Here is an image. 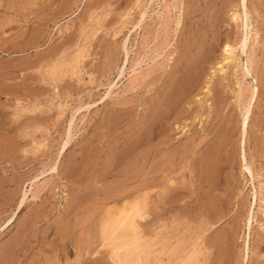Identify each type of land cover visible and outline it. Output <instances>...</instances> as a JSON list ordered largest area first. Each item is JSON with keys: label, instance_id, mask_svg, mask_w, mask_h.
Masks as SVG:
<instances>
[{"label": "rangeland", "instance_id": "1", "mask_svg": "<svg viewBox=\"0 0 264 264\" xmlns=\"http://www.w3.org/2000/svg\"><path fill=\"white\" fill-rule=\"evenodd\" d=\"M180 1L0 0V264H114L99 226L132 201L138 262L164 264L207 220L201 264H264V0H246L244 52L240 0ZM79 226V255H60Z\"/></svg>", "mask_w": 264, "mask_h": 264}, {"label": "bare ground", "instance_id": "2", "mask_svg": "<svg viewBox=\"0 0 264 264\" xmlns=\"http://www.w3.org/2000/svg\"><path fill=\"white\" fill-rule=\"evenodd\" d=\"M137 3L140 2V0H136ZM191 1V0H190ZM189 1V2H190ZM198 1V0H197ZM176 2V1H175ZM181 2V1H180ZM183 3H188V0H183ZM181 2V4H182ZM200 2V1H199ZM210 0H207L205 3H201L202 5H204L206 7V9L210 10V7L208 4ZM192 3L193 0H192ZM192 3H189L192 4ZM195 4V3H194ZM213 4V3H212ZM183 4L184 7H182L181 13L179 14L182 17V20L185 21L186 23H189L192 27H196L197 29L203 28V24L202 22L193 20L195 17L194 14L195 10L193 12H189V9L187 6H185ZM240 5L241 8L245 11L246 10V0H240ZM182 6V5H181ZM174 7V6H173ZM144 8H147L146 6ZM213 8V7H211ZM240 8V9H241ZM176 9V8H174ZM202 10V9H201ZM208 10V11H209ZM146 11V10H145ZM141 12L140 13V18L141 20L136 23V25H133V29H138L141 27L140 22L143 21L144 16L146 14V12ZM198 12V11H197ZM202 12V11H201ZM169 13V12H168ZM197 15V14H196ZM168 16H170V14H168ZM193 16V17H191ZM161 17V15H160ZM173 17V16H172ZM159 18V17H158ZM240 18H242L240 16ZM163 19V18H162ZM181 19V18H180ZM189 20H192V22H189ZM136 20V19H135ZM160 20V19H159ZM158 21V20H157ZM180 21V20H178ZM135 22V21H134ZM160 22V21H159ZM143 23V22H142ZM152 23H154L155 25V21H153ZM167 23L168 20L164 19V21H162V24L160 23L159 27L160 29L156 30L154 29V27L150 26V29L145 28L147 31L148 35H152L153 38H155V40H159L160 35H164L165 30L167 28ZM175 23V22H174ZM179 24V22H177ZM176 23V24H177ZM157 24V22H156ZM185 24V23H184ZM151 25V24H150ZM147 26V25H146ZM184 27V26H183ZM241 27L243 28V33H244V37L242 41L240 42V50H242L243 52L246 51L245 48L247 47V43L250 39V25L248 23V17H247V13L246 11L244 12V19L241 20ZM179 29V28H178ZM182 30V28L180 29ZM184 30V29H183ZM188 30V29H187ZM145 31V30H144ZM168 31V30H166ZM136 32V31H134ZM179 32V30H178ZM184 34V32H183ZM186 34V33H185ZM208 33L205 34L204 38L205 40L209 38V36L207 35ZM180 35V34H179ZM182 35V34H181ZM166 36V34H165ZM243 36V35H242ZM162 37V36H161ZM150 38V37H149ZM163 39V38H162ZM185 39V38H184ZM209 40V39H208ZM210 41V40H209ZM188 42V41H187ZM199 42V41H198ZM212 42H214V40L212 39ZM210 43V42H209ZM189 44V43H188ZM213 44V43H212ZM126 45V40L123 44V48L125 51V57H126V61L128 59V50ZM151 45V44H150ZM187 45V44H186ZM226 48H230V45H228V42L226 44H224ZM144 48V47H143ZM154 48V47H153ZM156 48V47H155ZM180 48V47H179ZM187 48V47H186ZM195 49V48H194ZM145 50V49H144ZM148 50V49H147ZM190 50V49H189ZM158 52V51H157ZM174 52V50H173ZM176 52H179L176 51ZM147 54V53H145ZM238 54V53H237ZM245 54V53H244ZM78 55V54H77ZM138 55V54H137ZM186 54H184L185 56ZM191 55V54H190ZM157 56V55H156ZM144 57V56H143ZM158 57V56H157ZM181 57V56H179ZM77 59V58H76ZM156 59V58H155ZM176 59V58H174ZM170 62V61H169ZM54 65V64H53ZM139 66V65H138ZM182 66V65H181ZM168 67V66H167ZM187 67V66H186ZM63 68V67H62ZM171 68V67H170ZM173 70V74L176 73L175 71H180L181 67H173L170 72H172ZM168 71V70H167ZM183 71L184 68H183ZM178 73V72H177ZM186 73V72H185ZM57 74V73H56ZM157 75V74H156ZM250 76V71L248 69V67L245 68V74L244 77ZM53 77V75H52ZM165 77V76H164ZM169 77V76H167ZM59 78V77H58ZM170 78V77H169ZM52 79V78H50ZM147 79V78H146ZM136 80V79H135ZM257 79H256V84H257ZM144 84V83H143ZM171 85V84H170ZM172 86V85H171ZM238 86V85H237ZM240 87V86H239ZM145 88V87H144ZM221 89V88H220ZM224 90V89H223ZM250 90V89H249ZM258 88H252L250 91V100L248 102V104L246 106H244V113H243V121H242V136H244L247 132L248 129V124H249V117H250V112H251V105L256 101L257 96H258ZM244 93V92H243ZM236 99V98H235ZM166 100V97H165ZM244 100V99H243ZM148 103V102H147ZM243 103V102H241ZM246 103V102H245ZM217 105V104H216ZM245 105V104H244ZM226 107V106H225ZM161 110V109H160ZM159 110V112H160ZM163 112V111H162ZM158 113V114H162ZM168 114V113H167ZM158 116V115H157ZM160 116V115H159ZM165 116V114H164ZM154 117V116H153ZM168 117V116H167ZM156 119V118H155ZM163 120V118H162ZM164 121V120H163ZM72 123V121L70 122V124ZM149 123V122H148ZM151 125V124H150ZM149 126V125H148ZM156 126V125H155ZM154 126V127H155ZM152 128V127H151ZM147 130V129H146ZM212 130V129H211ZM210 133V132H209ZM208 133V134H209ZM244 138V137H243ZM161 141V140H159ZM132 143V142H131ZM242 144V161H243V165H244V169L248 172L249 175H252V172L250 170V168L246 165L245 163V150H244V144H245V139L243 140ZM67 146V143L64 144L62 151L65 150ZM160 146V145H159ZM152 149V148H151ZM257 150V149H256ZM209 151V150H208ZM241 151V150H240ZM153 153L157 152L156 150L152 151ZM151 152V153H152ZM141 153V152H140ZM149 155V152H148ZM156 155V154H155ZM155 155L154 158L155 159ZM153 156V155H152ZM162 159V158H161ZM160 161V160H159ZM157 163V162H156ZM207 173V172H206ZM246 173V172H245ZM120 177V176H119ZM163 179V178H162ZM197 179V178H196ZM125 180V179H124ZM205 180V179H204ZM200 182V181H199ZM204 182V181H203ZM130 184V183H129ZM158 184V183H157ZM199 184V183H198ZM126 185V184H124ZM149 185V184H148ZM214 185V184H213ZM151 186V185H150ZM220 186V185H219ZM155 187V186H154ZM153 188V187H152ZM202 188V187H201ZM115 189V188H114ZM212 190V189H211ZM132 192V191H131ZM175 194V193H174ZM107 196V195H106ZM146 196V195H145ZM200 198V197H199ZM125 199V197H124ZM131 199V198H129ZM123 200V199H122ZM126 201V200H124ZM24 202V198L21 200V204ZM114 202V201H113ZM167 202V201H166ZM199 203V202H198ZM121 204V203H120ZM120 204H118L119 207L115 208L114 210H108L105 214V219L102 220V224L99 226L100 227V233H101V237H102V241L103 242H107V245H109L110 247V257L113 259L114 264H146V258H144L143 260L139 261V257L141 256V254L143 253V251L147 248V245L145 242L142 243L141 238L139 237V233L137 231V225H136V219L137 218H142L144 217V215H146L147 213L145 212V204L141 203V201H132V202H127L124 203L120 206ZM203 205V204H202ZM147 208V207H146ZM202 209V208H201ZM70 210V209H69ZM89 210V208H88ZM173 211V210H172ZM67 212V211H66ZM69 212V211H68ZM65 213V212H64ZM66 214V213H65ZM65 214L63 216H65ZM69 213H67L66 215H68ZM69 216V215H68ZM66 217V216H65ZM202 218V217H201ZM205 218V217H204ZM206 219V218H205ZM219 221V220H218ZM220 222V221H219ZM213 225V224H212ZM250 225V222H249ZM78 226V225H77ZM88 226V225H87ZM211 227L210 222H208L207 220H202L200 227H199V231L197 233V235H193L194 237H191L190 239H186V240H177L176 242H174L173 245H170L169 248V252L167 254V258H166V262L164 264H201L200 257L203 255L204 252V248L202 247V245L200 246L198 240L200 237H202ZM78 230H80L81 232L79 234H77L75 232V236H76V241L74 242H69L67 241V237L66 236H62L59 240V253L60 255H65L68 251V248H73L76 253L78 254L81 250V237L87 233V229L80 227L78 228ZM57 232V231H56ZM99 233V234H100ZM185 235V234H184ZM61 236V235H60ZM187 236V235H186ZM166 237V236H165ZM168 237V236H167ZM205 237V236H204ZM158 238V234H153L152 237V243L156 242ZM184 238V237H183ZM58 240V238H57ZM200 241V240H199ZM58 242V241H56ZM169 244V243H168ZM204 245V244H203ZM14 247V245H13ZM7 248V247H6ZM18 248V247H17ZM4 249V248H3ZM53 249V248H52ZM206 249V248H205ZM166 252V251H165ZM79 255V254H78ZM81 255V254H80ZM146 255V254H145ZM162 256V255H161ZM1 260V259H0ZM6 260V259H5ZM61 260V259H58ZM202 260V259H201ZM7 263V262H6ZM2 264V263H1Z\"/></svg>", "mask_w": 264, "mask_h": 264}]
</instances>
